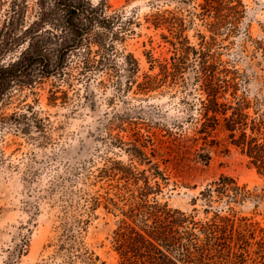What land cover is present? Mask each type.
<instances>
[{
  "label": "rangeland",
  "instance_id": "1",
  "mask_svg": "<svg viewBox=\"0 0 264 264\" xmlns=\"http://www.w3.org/2000/svg\"><path fill=\"white\" fill-rule=\"evenodd\" d=\"M36 1L29 0L28 22L35 18ZM243 1L247 13L241 29L256 39L264 36V0ZM102 2L107 15L122 17L116 30L125 38L116 41L117 64L122 63V54L132 53L140 73L156 74L173 51L162 36L169 30L157 29L148 19L167 9L187 16L199 1L92 0L94 5ZM196 33L195 28L187 31L193 44L200 41ZM242 39L239 34L224 40L222 59L238 72L243 91L264 97V59L242 52ZM86 49L84 45L68 57L63 74L42 77L37 71L34 83H11L1 95L0 264H62L58 248L73 234L67 229L76 220L85 226L81 240L99 257L96 264H119L111 242L115 218L103 206L87 217L85 204L86 198L105 194L110 183L116 184L97 176L114 161L129 162L124 148L138 132L158 143L165 141L159 146L170 159V184L163 199L172 207L191 210L192 199L202 188L228 174L251 190L258 189L263 197L258 207L248 202L237 209L264 225V174L247 155L230 145L223 133L186 147L176 140L194 135L204 97L199 83H159L144 94L136 83H126L127 76L118 67L80 73ZM52 91L57 95L53 102ZM198 153H209L210 163L199 162ZM25 243L28 246L20 253Z\"/></svg>",
  "mask_w": 264,
  "mask_h": 264
},
{
  "label": "trees",
  "instance_id": "2",
  "mask_svg": "<svg viewBox=\"0 0 264 264\" xmlns=\"http://www.w3.org/2000/svg\"><path fill=\"white\" fill-rule=\"evenodd\" d=\"M195 1L199 2L187 16L167 9L148 19L157 29L169 30L162 36L173 51L154 74L140 73L132 53L122 54V63L117 64L116 41L125 38L116 30L122 17L107 15L105 2L37 0L35 18L28 22L29 0H0V100L11 83H34L37 71L42 77L63 74L68 57L86 45L80 73L118 67L126 74V83H136L144 94L159 83H199L204 97L194 135L176 140L186 147L223 133L264 174V97H250L241 89L238 72L226 66L220 51L224 40L243 34L241 51L264 59V36L256 39L241 29L247 13L243 0H186ZM191 28L196 29L198 44L187 34ZM56 99L54 91L50 100ZM135 136L130 146H121L129 162L114 161L97 176L116 184L110 183L105 194L86 198L84 211L91 217L103 206L115 218L111 242L119 264H264V225L237 209L248 202L259 206L263 197L257 188L251 190L237 178L221 174L192 199L191 210L172 207L163 199L170 184V159L159 146L165 141L158 143L139 132ZM197 155L199 162L210 163L209 153ZM67 230L73 234L58 248L62 264H96L99 257L81 240L85 230L81 220Z\"/></svg>",
  "mask_w": 264,
  "mask_h": 264
}]
</instances>
